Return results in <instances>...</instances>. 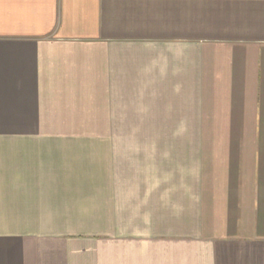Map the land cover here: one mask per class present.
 Listing matches in <instances>:
<instances>
[{"label": "crops", "instance_id": "1", "mask_svg": "<svg viewBox=\"0 0 264 264\" xmlns=\"http://www.w3.org/2000/svg\"><path fill=\"white\" fill-rule=\"evenodd\" d=\"M0 264H264V0H0Z\"/></svg>", "mask_w": 264, "mask_h": 264}]
</instances>
